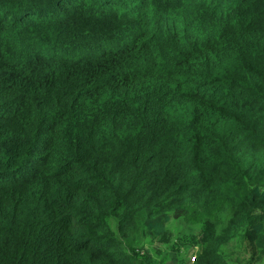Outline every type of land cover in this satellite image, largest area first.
Returning <instances> with one entry per match:
<instances>
[{
    "label": "trees",
    "instance_id": "trees-1",
    "mask_svg": "<svg viewBox=\"0 0 264 264\" xmlns=\"http://www.w3.org/2000/svg\"><path fill=\"white\" fill-rule=\"evenodd\" d=\"M0 264H264V0H0Z\"/></svg>",
    "mask_w": 264,
    "mask_h": 264
},
{
    "label": "rangeland",
    "instance_id": "rangeland-1",
    "mask_svg": "<svg viewBox=\"0 0 264 264\" xmlns=\"http://www.w3.org/2000/svg\"><path fill=\"white\" fill-rule=\"evenodd\" d=\"M137 236L142 239L139 241V245H141V243L143 242V247H142L143 251H146L147 253L152 254L153 256H157L153 250L160 248L164 252L168 250L169 252L168 257L172 260L175 259V253L171 250V244L173 241H176L177 238L171 236V240L168 241H164L159 238H156V239H152V241L149 242L144 240L143 235L140 232H138Z\"/></svg>",
    "mask_w": 264,
    "mask_h": 264
}]
</instances>
